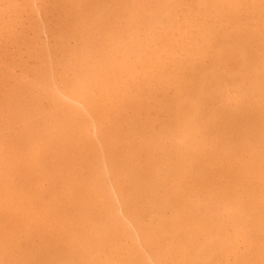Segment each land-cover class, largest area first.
<instances>
[{
  "label": "bare ground",
  "instance_id": "1",
  "mask_svg": "<svg viewBox=\"0 0 264 264\" xmlns=\"http://www.w3.org/2000/svg\"><path fill=\"white\" fill-rule=\"evenodd\" d=\"M190 6L180 23L178 0L70 3L81 28L88 21L96 32L123 29L125 14L128 24L120 36L107 31L88 50L93 63L76 61L73 78L62 80L60 93L69 91L62 96L74 106L62 101L65 108L42 75L50 115L37 100L18 109L16 125L36 141L31 149L19 145L28 171L20 170L18 186L7 180L20 160L15 166V156L0 152V209L9 201L16 210L2 218L5 226L14 221L0 229V264H9L2 254L7 235L25 240L26 251L40 239L44 261L24 264H264V111L251 108L264 97V0H192ZM174 33L182 42L167 38ZM208 101L221 104L212 108ZM155 109L168 116L158 129L154 118L139 120ZM47 116L58 117L54 138L37 124ZM161 141L162 165L155 160L161 151L152 147ZM49 147L69 154L64 173L57 156L47 158ZM46 182L50 191L42 189ZM87 196L99 205L92 213L78 203ZM72 202L66 215L74 209L79 215L64 231L58 226L70 220H57L52 211L64 204L68 211ZM25 203L33 210L23 215Z\"/></svg>",
  "mask_w": 264,
  "mask_h": 264
},
{
  "label": "rangeland",
  "instance_id": "2",
  "mask_svg": "<svg viewBox=\"0 0 264 264\" xmlns=\"http://www.w3.org/2000/svg\"><path fill=\"white\" fill-rule=\"evenodd\" d=\"M75 2L76 0H28V2L26 0H0V152L4 151L5 155L15 156L17 159V162L14 163L15 166L17 165L18 160H20L18 167L19 170H13L10 173V178L7 180V182L13 186H18L19 179L21 178L20 176L25 174L20 172V170L24 172L28 171L26 164H23L20 159L22 154L26 153H20L21 151L18 149L19 145L26 143V145H30L29 148L31 149L35 145L33 142L36 141V135L30 136L25 127L23 129L22 126L18 127L16 125L18 109L23 106H30L32 102H36L37 100L39 102V109H41L40 111L47 113V115H50L49 113L52 112L51 107H49L47 95L39 83L41 76L44 75L45 79L48 81L47 85L50 83V86H48L52 88V92L54 93L57 91L54 94L58 95V97L61 96L60 98L63 99L61 100V104L62 101L65 102L67 100L66 103L69 105L72 103L74 106L76 102L70 98V96H68V98L71 99L69 100L74 101L75 103H69L70 101L67 98L64 100V97L67 96L66 94L69 91L63 90L62 93H60V90L65 88L62 86V80L69 82L73 78L74 74L72 70L76 71L79 67V64L76 61L85 59L86 63H83V65L86 67L93 63V60L91 59L94 58L95 54L94 56L88 55V52L92 51V47H97L105 37L107 31L113 32L117 29L116 31L118 32L116 35L120 36L121 31L125 29L128 24V14H125L119 17L123 29L120 26L113 25L110 30L107 29L103 32H96L88 21H86L85 28H81L77 23L76 10L70 7V3L73 5ZM178 3V12L180 14L179 22L182 23L183 17L188 16L192 0H178ZM192 10L194 11L195 9L193 8ZM188 18L189 21H193L194 19H197V16H190ZM132 28L135 29L136 24H133ZM185 28L186 25L182 24V32L185 31ZM124 31L128 33V31ZM189 31L190 30H188V33ZM171 36L173 42H182L180 41L179 34L174 33L173 35H168L167 38H170ZM132 37L133 42L130 45L136 43V35L132 34ZM125 38L128 40L131 39L128 35H126ZM187 49H189V47H187ZM67 65L68 68L63 67ZM61 76L63 79H61ZM250 77L253 76H249V78ZM249 78L243 81V85L248 83ZM142 81H144L143 77L140 76L139 82ZM64 91L67 93L62 96ZM234 92H236V90H232L230 94H233ZM168 93L170 96L172 95L171 92ZM252 98L259 99L257 94ZM260 102L259 105L254 104L255 106L251 107L256 108L259 113L264 111V97H260ZM58 103L60 104V100ZM66 103H64L65 105L62 104L65 108L67 105ZM208 104L210 107L216 108L221 102L208 101ZM61 107L62 106L59 108L61 109ZM157 111V109L153 110L149 116L148 114H144L139 120H146L147 123V119L154 118V129H158L161 123L168 121V116L159 112L156 114ZM126 116L127 114H123V117L126 118ZM57 120L58 117L53 119L47 116L46 123L42 124V122L38 121L37 124L39 129L46 126L47 133L54 138L57 134L54 129ZM109 120L111 122L105 123L104 131L113 125V116H111ZM87 134L90 137L94 136L92 125L87 128ZM167 142L165 150L169 151L167 153L172 156L174 153L173 151H175L174 147L169 141ZM161 143L163 142L154 143L152 144V147L154 146V148L156 147L161 151L157 153L155 160L162 165L164 161L160 160L163 154V150L161 149V145L163 144ZM209 145L210 143H208V146ZM46 153L47 158L58 157L57 163L60 166L62 173H64L65 170L63 169H66L67 163L62 166V160L67 159L69 154L66 151L53 149V147H49ZM28 155L30 156V154ZM76 160L77 158L75 157V160H72V162H75ZM76 163L80 166V162L76 161ZM144 163L145 158H142L141 166L144 165ZM2 169L3 167L0 165V172ZM52 170L53 169L49 167L47 171L51 173ZM77 171L78 166L75 164L72 167V172L76 174ZM74 173L71 177L74 178L73 180L75 182ZM1 177H4V174H2ZM59 182L60 181L57 180V183ZM76 186L77 184H75V189ZM56 187L58 188L59 186ZM42 189L48 191L50 185L46 182ZM52 197L49 194L45 196L47 200H50ZM93 201L95 202L94 197L87 196L86 199L81 198L78 203H83L85 210L92 213L95 209L99 208V205L94 204ZM74 204L75 202H72L71 205L67 206L68 211H64L63 209L65 204L58 209V212H56V209L52 211L57 213V220L64 218L70 220V223L66 228H63L60 225L58 226L64 231L74 225V222H76L77 216L79 215V212L77 213L75 209L72 211L71 216L66 215L68 214L67 212H70L72 205ZM26 206L28 210H26ZM21 208L23 209V215L29 213L30 210H33L30 205H27V203L23 204ZM14 211H16L14 203L5 201L0 209V221L2 222H0V229H2V226L4 228L7 226V229L12 228L14 219L11 223H6L5 226L2 218L7 215H9V217L14 215ZM229 232L232 236L234 235L233 231ZM58 234L59 231L55 230L54 239H56ZM36 239L38 240L37 247L30 251H26L29 248L22 245L25 240L23 241L22 239V241L19 242V236L13 235L12 237L11 235H7L6 241L8 243L4 244V247L7 246L8 248L3 249L2 251L4 261L9 264L29 263L28 260H31L32 258L35 262L44 261L45 255L41 253L43 247L40 248L42 243L40 239ZM31 244L32 243H30V246ZM241 247L239 253H244V248L243 246ZM13 249H15L14 254Z\"/></svg>",
  "mask_w": 264,
  "mask_h": 264
}]
</instances>
